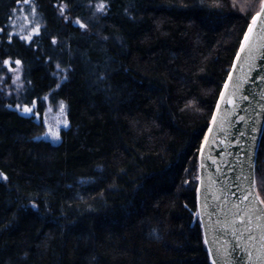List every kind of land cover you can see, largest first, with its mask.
Returning a JSON list of instances; mask_svg holds the SVG:
<instances>
[{
	"label": "trees",
	"instance_id": "obj_1",
	"mask_svg": "<svg viewBox=\"0 0 264 264\" xmlns=\"http://www.w3.org/2000/svg\"><path fill=\"white\" fill-rule=\"evenodd\" d=\"M260 2L0 0V264H210L197 153ZM19 6L39 18L30 38L10 31ZM44 95L66 105L58 142L8 106L41 112ZM256 156L264 202V130Z\"/></svg>",
	"mask_w": 264,
	"mask_h": 264
},
{
	"label": "water",
	"instance_id": "obj_2",
	"mask_svg": "<svg viewBox=\"0 0 264 264\" xmlns=\"http://www.w3.org/2000/svg\"><path fill=\"white\" fill-rule=\"evenodd\" d=\"M242 35L197 153L196 212L210 264H264L255 163L264 130V0Z\"/></svg>",
	"mask_w": 264,
	"mask_h": 264
},
{
	"label": "rangeland",
	"instance_id": "obj_3",
	"mask_svg": "<svg viewBox=\"0 0 264 264\" xmlns=\"http://www.w3.org/2000/svg\"><path fill=\"white\" fill-rule=\"evenodd\" d=\"M103 8L104 4L102 2L96 4V12H102ZM15 11L10 24V31L12 33H16L20 37L30 38L31 35L38 32L39 18L34 7L19 6ZM4 64L7 66L8 72L1 80L8 77L9 83L1 85L2 92L9 100L12 98L17 99L24 88L21 64L17 60H7ZM54 74L58 84L66 79V69L56 67ZM42 100L44 106L41 112L37 111L36 102L32 104L16 102L8 104V106L23 115L33 116L34 120L40 121L43 124V132L37 135L36 138L58 142L61 139V131L69 126L66 105L61 100L56 105H51L48 95H44Z\"/></svg>",
	"mask_w": 264,
	"mask_h": 264
}]
</instances>
